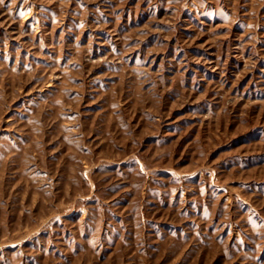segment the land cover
Segmentation results:
<instances>
[{
    "label": "rangeland",
    "instance_id": "obj_1",
    "mask_svg": "<svg viewBox=\"0 0 264 264\" xmlns=\"http://www.w3.org/2000/svg\"><path fill=\"white\" fill-rule=\"evenodd\" d=\"M0 264H264V0H0Z\"/></svg>",
    "mask_w": 264,
    "mask_h": 264
}]
</instances>
